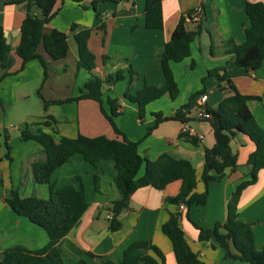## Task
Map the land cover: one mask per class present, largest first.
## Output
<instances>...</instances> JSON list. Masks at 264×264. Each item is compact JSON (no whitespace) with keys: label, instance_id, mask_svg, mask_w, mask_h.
Masks as SVG:
<instances>
[{"label":"crops","instance_id":"0c3cea01","mask_svg":"<svg viewBox=\"0 0 264 264\" xmlns=\"http://www.w3.org/2000/svg\"><path fill=\"white\" fill-rule=\"evenodd\" d=\"M93 1L56 0L53 9L56 14L44 31L56 29L66 33L69 52L66 58L54 61L39 48L38 53L47 64L44 76V69L38 60L22 66L21 59L16 55L25 12L0 0V26L8 46V61L12 59L9 67L2 68L0 65V130L7 126L5 132L9 133V128L16 126L20 133L25 126H30L33 131L49 134L56 142L63 137L74 139L78 135L89 138L103 135L116 139L97 102L82 99L49 105L43 110L38 91L45 100H66L79 96L80 89L89 78L103 79L106 75L121 72L123 80L101 87L105 111H110L107 101L116 99L119 115L114 118L115 124L128 140L138 142L140 156L154 160L161 154H168L173 159L189 161L196 170L194 191L201 193L204 149L212 148L215 140L209 123L193 117L194 104L200 95L195 96L184 109L188 119L186 123L202 136L196 143L180 137L182 121L168 120L155 126L153 114L174 115L188 103L191 94L202 89L201 80L208 70L225 65L228 56L222 54L223 43L232 40L240 45L245 41V30L249 27L245 5L262 0H161L163 26L160 30L146 29L144 0L106 2L97 11L93 9ZM196 7L202 8V15L199 35L190 46V57L179 63H169L178 95L172 100L165 94L150 102L140 119L137 105L126 100L124 93L134 94L144 85H164L157 51L170 39L178 19ZM72 24L91 30L87 46L94 55V67L90 71L77 68V48L70 32ZM187 28L193 31L195 26L188 23ZM211 44L215 49L214 55L210 54ZM130 70L134 72L131 81ZM226 71L236 90L251 98L247 107L264 131V61L255 71H244L232 64L226 66ZM204 86L206 108L216 109L224 96L216 78H207ZM12 112L16 118L11 115ZM8 146L9 161L5 159L0 145V252L14 246L38 250L48 243L46 232L14 214L4 197L6 190L16 189L21 197L33 195L46 199L49 186L35 184L31 175L32 162L44 160L45 156L38 143L22 141L20 136L18 142L13 146L8 142ZM230 149L237 157L235 169L226 170L220 182L209 186L204 205L185 208L180 220L187 244L205 264H248L226 259L219 247L199 241L198 231L192 225L193 222L199 227L210 228L216 222H223L231 195L240 182L249 179L250 166L246 160L255 149L253 143L246 135L236 134L230 141ZM143 172L144 165L139 175ZM115 175L112 161H101L91 166L80 156L72 157L52 173L51 183L55 189L64 185L79 189L81 184L88 202V208L78 223L57 244L63 263L76 264L84 260L88 264H118L130 244L149 241L162 252L165 264H176L170 241L161 233V225L168 219L164 199L178 193L180 182H172L161 191L150 186L137 189L130 198L128 208L120 216L121 228L111 232L106 217L111 203L120 197L113 182ZM95 176L99 179L98 192L94 188ZM236 210L237 219L251 227L255 249L261 250L264 244V169L258 171L255 183L242 189L236 200Z\"/></svg>","mask_w":264,"mask_h":264},{"label":"trees","instance_id":"16d2710c","mask_svg":"<svg viewBox=\"0 0 264 264\" xmlns=\"http://www.w3.org/2000/svg\"><path fill=\"white\" fill-rule=\"evenodd\" d=\"M122 0H95L93 9L106 2L118 3ZM56 0H5L6 5L20 7L25 17L19 29V43L16 55L21 59L22 66L32 60H38L47 72V64L38 49L42 48L51 60H61L69 52L68 36L66 33L51 29L44 31L56 12L53 10ZM84 8L87 6L83 5ZM39 12V13H36ZM190 13L181 16L175 25L170 39L157 53L160 56V66L165 83L162 87L144 85L134 94L124 93V98L137 105L140 119L143 117L147 104L167 94L175 99L178 89L169 68L170 62H182L190 57V46L199 35V23L194 30H188L187 18ZM245 14L249 27L245 30V41L237 45L232 40L223 43L222 54L228 56L224 66L208 70L201 80L202 89L189 96L188 103L181 106L172 116H162L154 113L155 126L168 120L187 122L184 109L197 95H204V82L209 77L216 78L218 88L223 98L216 109L206 108L210 114L208 122L214 136L212 148L204 149V165L200 179L203 191L196 193V170L187 160H176L168 154H161L154 160H149L138 153V142L128 140L118 129L114 118L119 115L117 100H108L110 108L107 113L103 107L102 85L112 86L124 79L121 72L104 76L103 79L89 78L80 89V95L66 100H45L40 91L38 95L43 110L49 105H59L64 102L90 99L98 103L100 112L112 128L116 139L105 136L85 137L78 135L74 139L60 138L57 142L42 131H33L25 126L20 131L22 141H34L42 147L44 160H35L31 164V175L35 184L48 185L49 196L41 199L36 196L21 197L16 189L5 192L4 201L16 215L26 218L30 223L44 230L48 236V243L41 249L28 250L22 246H14L0 252V264H64L57 247L58 242L78 223L88 208L83 185L75 189L72 185H64L57 189L51 183V176L55 169L67 163L72 157L80 156L86 163L96 166L101 161H112L116 169L113 178L114 185L119 192V199L110 206L112 217L108 229L111 232L121 228L120 216L128 208L132 194L139 188L150 186L156 190H163L168 184L179 181L180 188L173 197H166L164 204L168 208V219L161 225V233L168 238L172 247L176 264H205L194 253L186 242L184 232L180 226L182 212L178 206L183 204L186 209L191 206H202L207 201L208 189L212 184L222 180L226 170L233 171L237 157L230 149V141L236 134L246 135L255 149L247 157L246 163L250 166L249 179L238 184L226 205V216L223 222H216L210 228H202L192 222L198 231V240L214 242L224 252L226 259L237 260L248 264H264V244L261 250L254 247V238L249 224L237 219L236 200L242 189L255 183L257 173L264 169V131L257 125L247 107L251 98L241 95L233 86L226 71V66L232 64L244 71H255L264 61V0L246 3ZM143 15L145 27L148 30L162 29L161 0H144ZM90 28L72 24L70 32L77 48V68L90 71L94 67V55L89 51L87 41ZM214 46L210 45V54ZM9 59L3 29L0 26V65L6 68ZM134 72L130 70V81ZM264 101V92H263ZM154 126V127H155ZM149 128L148 133L154 128ZM8 136H4L6 149L5 159L10 160ZM180 137L196 143L197 139L180 133ZM144 165V172L139 171ZM95 191H99V179L94 177ZM211 244V243H210ZM234 251V252H233ZM165 264L162 252L149 241H138L130 244L124 251L118 264ZM76 264H88L79 260ZM104 264H114L105 262Z\"/></svg>","mask_w":264,"mask_h":264},{"label":"built area","instance_id":"2783aa9c","mask_svg":"<svg viewBox=\"0 0 264 264\" xmlns=\"http://www.w3.org/2000/svg\"><path fill=\"white\" fill-rule=\"evenodd\" d=\"M201 15H202V8L201 7H196L192 12H190V14L188 15L187 18V22L191 25H195L197 24L200 19H201ZM207 100V95H200L197 98V101L195 102V109H194V119L198 120V121H205L210 119V114L208 113L205 103ZM181 133H186L188 136L190 137H194L197 140L202 139L201 135L196 134L189 126L186 122H183L182 125V131ZM185 210V206L183 204L178 206V211L179 212H183ZM112 217V213H108L107 214V219H111Z\"/></svg>","mask_w":264,"mask_h":264},{"label":"rangeland","instance_id":"374dc122","mask_svg":"<svg viewBox=\"0 0 264 264\" xmlns=\"http://www.w3.org/2000/svg\"><path fill=\"white\" fill-rule=\"evenodd\" d=\"M174 100V99H173ZM34 110V109H33ZM14 112L11 113V115H13ZM14 118L15 115H13ZM1 118V117H0ZM3 121V119H2ZM6 125H8V123H6ZM12 125L13 122H12ZM8 127L5 126L4 127V130H0V145H1V148L3 149V151L6 153V149H5V145H4V136L7 135L8 137V142L13 146L16 142L19 141V131H18V128L16 126H12L11 128H9V133H6L5 132V129H7Z\"/></svg>","mask_w":264,"mask_h":264},{"label":"water","instance_id":"95a60500","mask_svg":"<svg viewBox=\"0 0 264 264\" xmlns=\"http://www.w3.org/2000/svg\"><path fill=\"white\" fill-rule=\"evenodd\" d=\"M86 4H89V3H86ZM89 5H91V4H89ZM100 5H101V3H99V4L97 5V8H99ZM11 63H12V59H10V60L8 61V63H7V67H9ZM210 243H211L212 245H215V246H216V244H215L213 241L210 242Z\"/></svg>","mask_w":264,"mask_h":264}]
</instances>
